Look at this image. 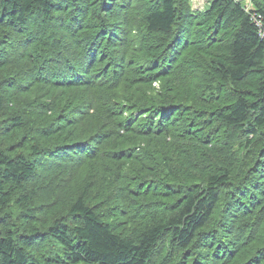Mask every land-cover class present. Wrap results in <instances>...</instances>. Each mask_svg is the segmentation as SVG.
<instances>
[{
  "label": "trees",
  "instance_id": "1",
  "mask_svg": "<svg viewBox=\"0 0 264 264\" xmlns=\"http://www.w3.org/2000/svg\"><path fill=\"white\" fill-rule=\"evenodd\" d=\"M133 1L0 0V264H264V0Z\"/></svg>",
  "mask_w": 264,
  "mask_h": 264
},
{
  "label": "rangeland",
  "instance_id": "2",
  "mask_svg": "<svg viewBox=\"0 0 264 264\" xmlns=\"http://www.w3.org/2000/svg\"><path fill=\"white\" fill-rule=\"evenodd\" d=\"M238 2H241V3H244V4H247V6H252L253 5V1L252 0H236ZM134 3L132 5H134L135 7L138 6L140 7V3L142 2V0H134L133 1ZM210 2L211 0H190V5H191V8L193 11H203V10H206V8L210 5ZM138 10L136 9L135 12L132 14V17H131V22L132 24L130 25L129 28H124V31L129 34L128 36V41L129 39H133V41L135 42L136 44V50L139 52L137 54H135V58L136 59H140L141 57V60H144L146 59V52H141L142 50H148L149 48H152L154 47L155 45V42L160 40L159 39V35L157 34H147L146 33V30H144L142 24H141V19H140V12L141 11H138V13H136ZM166 37V36H165ZM163 39V38H161ZM146 40V42L144 43V41ZM198 74V80L197 82L198 83H201L200 85H197L198 86V89L201 90L202 88V78L200 76L199 73ZM196 82V80L194 81V83ZM185 82H176L175 85H176V88L177 90L185 95V94H188L190 89L192 88V84H191V87L189 89L188 85L187 84H184ZM197 83V84H198ZM173 86L172 83H169L167 81H158V82H155L153 83V88H155V90H159V89H162L164 87H167V86ZM179 96V95H177ZM153 146V145H152ZM153 148V147H152ZM260 225H264L263 222H259Z\"/></svg>",
  "mask_w": 264,
  "mask_h": 264
},
{
  "label": "bare ground",
  "instance_id": "3",
  "mask_svg": "<svg viewBox=\"0 0 264 264\" xmlns=\"http://www.w3.org/2000/svg\"><path fill=\"white\" fill-rule=\"evenodd\" d=\"M258 4V3H257ZM254 6V5H253ZM240 8V7H239ZM263 11V10H262ZM244 12V11H243ZM264 14V13H263ZM243 21V20H242ZM255 34V33H254ZM238 35V34H237ZM209 48V47H208ZM152 66V65H151ZM238 67V66H237ZM167 75V74H166ZM160 80V79H159ZM140 82H142V81H140ZM153 87V86H152ZM147 89V88H146ZM145 95V94H144ZM145 96H147V95H145ZM144 96V97H145ZM148 99V98H147ZM125 101V100H124ZM174 105V104H173ZM1 107V106H0ZM160 115V114H159ZM126 121V120H125ZM129 126V125H128ZM128 129V128H127ZM137 152V151H136ZM118 163V162H117ZM181 190V189H180Z\"/></svg>",
  "mask_w": 264,
  "mask_h": 264
},
{
  "label": "built area",
  "instance_id": "4",
  "mask_svg": "<svg viewBox=\"0 0 264 264\" xmlns=\"http://www.w3.org/2000/svg\"><path fill=\"white\" fill-rule=\"evenodd\" d=\"M256 21L260 24L261 23V17L258 16V18H256Z\"/></svg>",
  "mask_w": 264,
  "mask_h": 264
}]
</instances>
